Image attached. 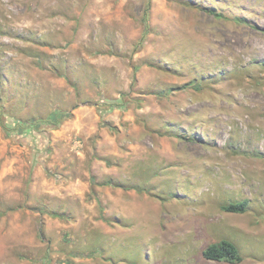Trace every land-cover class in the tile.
I'll return each mask as SVG.
<instances>
[{"label":"rangeland","instance_id":"obj_1","mask_svg":"<svg viewBox=\"0 0 264 264\" xmlns=\"http://www.w3.org/2000/svg\"><path fill=\"white\" fill-rule=\"evenodd\" d=\"M223 238L264 264V0H0V264Z\"/></svg>","mask_w":264,"mask_h":264},{"label":"trees","instance_id":"obj_2","mask_svg":"<svg viewBox=\"0 0 264 264\" xmlns=\"http://www.w3.org/2000/svg\"><path fill=\"white\" fill-rule=\"evenodd\" d=\"M70 116V113L59 112L55 115L58 117V122H61L63 119H66ZM224 209L228 212H246L248 208V201L242 200L238 202H232L229 204H225ZM54 216H59L58 214H54ZM203 255L207 259L212 260H227L230 262H241L243 260L242 253L239 247L230 239L223 238L218 242H213L209 244L203 251Z\"/></svg>","mask_w":264,"mask_h":264},{"label":"crops","instance_id":"obj_3","mask_svg":"<svg viewBox=\"0 0 264 264\" xmlns=\"http://www.w3.org/2000/svg\"><path fill=\"white\" fill-rule=\"evenodd\" d=\"M233 241V240H232ZM238 247H239V245H238V243L236 242V241H233ZM239 249H240V247H239ZM240 251H241V249H240ZM241 253H242V251H241ZM242 256H243V260L241 261V262H236L237 264H239V263H244L245 262V256H244V254L242 253ZM252 263L251 264H253V261H251Z\"/></svg>","mask_w":264,"mask_h":264}]
</instances>
